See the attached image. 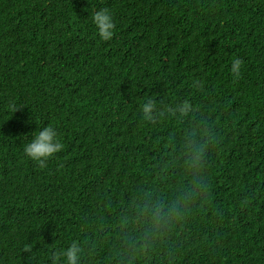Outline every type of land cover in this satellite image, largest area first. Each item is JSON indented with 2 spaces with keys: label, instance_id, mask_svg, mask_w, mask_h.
Returning a JSON list of instances; mask_svg holds the SVG:
<instances>
[{
  "label": "trees",
  "instance_id": "1",
  "mask_svg": "<svg viewBox=\"0 0 264 264\" xmlns=\"http://www.w3.org/2000/svg\"><path fill=\"white\" fill-rule=\"evenodd\" d=\"M64 234L79 264H264V0H0V264H60Z\"/></svg>",
  "mask_w": 264,
  "mask_h": 264
},
{
  "label": "clouds",
  "instance_id": "2",
  "mask_svg": "<svg viewBox=\"0 0 264 264\" xmlns=\"http://www.w3.org/2000/svg\"><path fill=\"white\" fill-rule=\"evenodd\" d=\"M91 23L95 26L96 33L100 40L108 41L114 35V20L113 14L109 8H99L90 13ZM242 60L233 58L230 65V73L236 78L241 74ZM193 86L199 88L198 81H192ZM139 116L144 121H153L157 114V102L151 97H147L138 105ZM191 110V104L188 101H183L178 104L169 106L168 111H174V115H186ZM63 145L58 138L57 130L49 125H45L39 130L34 131L32 138L23 146V153L32 161L37 162L41 166L47 159L62 149ZM70 240V239H69ZM72 242V241H71ZM63 250L57 254L55 260L61 259L60 264H79L80 247L75 242L68 244L65 234L61 239ZM159 259L152 252H144L138 255L135 260L138 264H158L154 261ZM161 264V263H160Z\"/></svg>",
  "mask_w": 264,
  "mask_h": 264
}]
</instances>
